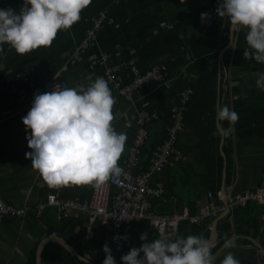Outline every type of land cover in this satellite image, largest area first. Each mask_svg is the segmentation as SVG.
Listing matches in <instances>:
<instances>
[{
    "label": "crops",
    "instance_id": "crops-1",
    "mask_svg": "<svg viewBox=\"0 0 264 264\" xmlns=\"http://www.w3.org/2000/svg\"><path fill=\"white\" fill-rule=\"evenodd\" d=\"M23 4L24 0H11L7 8L19 11ZM217 7L218 0H91L80 13V20L71 28L58 31L50 46L20 55L9 45H4V56L0 59V198L26 210L21 218L0 224V264H29L34 251L37 254L40 243L50 235L62 237L68 242L66 237H78L79 231L60 229L62 220L58 216L55 226L51 221L52 214L45 217L37 214V206L45 201L53 187L42 179L32 167L31 160L26 157V153L31 151L26 139L30 130L26 133L22 117L30 107L18 102V87L25 86L21 80L16 81L17 86L8 83L5 78L8 70L43 83L58 77L67 83V87H75L77 84L87 86L89 81L86 77L89 76L93 81L96 77H103L108 83L106 67H90V60L102 55H106L114 64H121L119 78L123 84L131 80L133 65L143 71L154 64H166L170 80L165 84L150 82L142 93L135 95L134 102L121 98L108 83L115 98L113 126L117 132L126 133L127 137L119 164L129 155L139 111L145 110L154 115V121L149 127L150 135L163 142L167 138L169 126L165 124V114L176 103L178 92L197 84L203 71L217 72L216 108L227 105L239 117L234 124L215 120L218 132L222 125L225 133L223 150L226 146L224 171L227 199L261 184L264 180V140L253 124L259 120V124L264 126V89L256 84L257 74L264 73V63L255 61L251 54L244 57V51L248 48L246 29L241 26L233 29L228 17L216 15ZM101 13L105 14V20L97 33L95 46L76 56L92 26L91 18ZM201 13H208V17L202 20ZM197 124L193 121L192 125ZM180 136L187 147L186 152L182 151L186 157L182 165L193 163L197 159V150L191 147L201 140L192 127H184ZM227 162L231 163L229 169ZM175 167L166 169L156 179L173 187L178 196L167 194L163 203L168 204L173 213H178L181 202L183 209L189 208V201L201 193V173L197 166L184 173ZM72 186L74 190L77 187ZM83 187L80 185L78 188L84 190L81 192L84 196L85 190H92L91 185ZM207 194L203 193L196 201V214L207 204ZM239 210L236 217L231 214L232 211L227 215L223 212L218 217L193 224H202L204 231L201 236H209L210 239L212 227L217 222L218 239L212 249L222 238L228 237L213 255V264H221L229 253L236 259L249 260L259 256V262L264 264V200L249 203ZM67 216L72 217L71 214ZM63 217L66 216L61 219ZM81 218L85 221V234L92 237L96 221L84 216ZM143 223L139 222V226L131 233L133 237L130 238L135 243H144L140 240V233H146L149 241L161 237L171 240L184 236V232L177 231L170 236L157 237L151 232L156 231L149 223ZM73 225L70 224V227ZM53 243L58 244H48ZM48 244L44 246L43 252Z\"/></svg>",
    "mask_w": 264,
    "mask_h": 264
},
{
    "label": "clouds",
    "instance_id": "clouds-1",
    "mask_svg": "<svg viewBox=\"0 0 264 264\" xmlns=\"http://www.w3.org/2000/svg\"><path fill=\"white\" fill-rule=\"evenodd\" d=\"M91 0H24L19 11L0 8V59L4 45L24 55L40 47L50 46L58 31L71 28ZM216 15L228 17L235 29H246L248 48L255 61L264 63V0H218ZM208 13H201V19ZM251 50V52H250ZM256 84L264 89V73H258ZM89 81L75 87H55L50 92L34 94L30 110L22 117L27 146L26 157L51 187L91 185L102 187L118 179L123 169L118 161L126 143V133L113 126L115 98L103 77H86ZM238 113L217 106L216 119L234 124ZM222 203V202H221ZM115 239H128L114 237ZM144 241L120 257V264H213L212 242L201 235L175 239L155 238ZM103 264H116L106 242ZM82 264H88L83 256ZM221 264H240L229 253Z\"/></svg>",
    "mask_w": 264,
    "mask_h": 264
},
{
    "label": "built area",
    "instance_id": "built-area-1",
    "mask_svg": "<svg viewBox=\"0 0 264 264\" xmlns=\"http://www.w3.org/2000/svg\"><path fill=\"white\" fill-rule=\"evenodd\" d=\"M11 0H0V8H7ZM105 14L101 13L97 17L91 18L92 26L87 31L86 39L76 56L85 53L90 47L95 46L97 33L103 27ZM99 65L106 67L105 75L112 89L123 99L134 102L135 95L142 93L150 82L165 84L170 80L168 66L166 64H154L146 71H142L137 66L131 67L132 78L127 84H123L119 78L121 64H114L106 55L90 60V67ZM8 83L17 86L16 81L21 80L25 88L17 91V100L25 107H31L34 94L39 91L50 92L55 87L58 89L67 87V83L58 77L43 83L36 82L26 75L16 74L11 70L5 72ZM194 91L190 87L182 88L177 94V101L170 109L171 124L167 128V138L160 144L150 160L146 171L137 173L136 169L140 164L142 147L148 138L147 126L154 119V115L148 111L141 110L137 114L134 140L129 151V155L122 164L121 176L115 181L109 180L102 187H93L89 199L80 197H63L64 186L53 187L48 193L44 202L37 206L39 216L48 208H55L58 218L62 216L74 215L84 216L93 221H97L101 226H107L112 238V243L121 244L124 239H113L114 237L126 236L134 223L147 221L152 229L161 236L175 234L182 223L188 221L191 224H198L201 221L218 217L225 210L224 205L215 199L212 192L207 194V204L200 213L190 215L189 208H184L182 213L154 214L152 202L162 199L165 195V184L161 179H156L166 169L175 167L186 161L182 150L177 146L181 131L185 127V113ZM84 187L86 185H83ZM115 190V192L113 191ZM264 200V180L255 189L245 190L241 194L228 200L230 211L244 208L251 202ZM26 209L17 208L6 203L0 198V224L6 220L21 218L25 215Z\"/></svg>",
    "mask_w": 264,
    "mask_h": 264
},
{
    "label": "trees",
    "instance_id": "trees-1",
    "mask_svg": "<svg viewBox=\"0 0 264 264\" xmlns=\"http://www.w3.org/2000/svg\"><path fill=\"white\" fill-rule=\"evenodd\" d=\"M146 71V70H143ZM132 74V73H131ZM202 77L200 81L197 84H194L190 86V88L193 89L194 95L192 96L191 103L188 105V110L185 113V127H192L193 132L196 133V136L198 139L200 138V143L196 144L195 146L191 148H195L197 150V159L193 163H188L186 165H182L181 163L179 166L175 167L178 168L180 172L184 173V171H188L189 168H194L197 166L199 168V188L201 189V193L197 194L196 198L192 201H189V211L190 215H195L197 213L196 211V201L199 200L203 193L212 192L215 199L219 202V192L222 187V180H223V171H224V159L221 156L220 152V140L221 135L218 132L215 124L216 120V102H217V91H218V85H217V72H211L209 70H206L205 72H202ZM25 86V84H24ZM172 107V106H171ZM170 107V109H171ZM170 109L165 114V118L167 119L166 123L167 125L171 124L170 120ZM154 119L152 120V122ZM193 121H196L197 125H192ZM152 122L147 126L148 130V138L145 141L144 146L141 150L140 155V164L136 169L137 173L144 172L148 169L150 160L153 157V153L156 151L157 147L162 144L163 142H160L155 138L153 135H150L149 127L152 124ZM226 124V121H224ZM256 122V123H255ZM254 127L259 132V136L264 140V126H261L259 123V120H255ZM137 126V124H136ZM207 127V128H206ZM136 132V131H135ZM135 136V135H134ZM134 140V138H133ZM177 146L180 150L186 152V146L183 144L182 136H179V140L177 143ZM224 151L227 154V148L224 146ZM231 167V163L227 162V169ZM168 170V169H167ZM190 177V176H188ZM229 178V176H228ZM227 178V183L228 179ZM187 182V181H186ZM80 185L74 186L67 185L64 186L63 190V197L65 198H75L80 197L81 199H87L90 198L93 190L88 189L85 190V196L81 194L82 188L79 189ZM85 188V187H83ZM53 190V189H52ZM171 195V196H178L175 191L173 190V187L170 184H165V195ZM164 195V197H165ZM163 197V198H164ZM162 200H155L152 204L151 211L156 215H162L166 213H173V210L171 207H168V204L163 203ZM252 203V202H251ZM239 209H233L231 214L235 217L239 215ZM48 214H52V222L53 225L56 226L57 224V216L58 212L55 208H48L44 213L43 216H47ZM82 216H79L78 218L72 215V217L66 216L60 219L62 222L60 224V229H66L69 230H77V236L78 237H66L68 239V242L72 247H74L82 256H86L89 258L93 263L95 264H103V260L105 259V254L102 251L103 245L107 242L111 251L112 255L114 256L116 260V264H120V257L124 254H126L131 248L136 247L139 248L142 244V242L135 243L134 239H131V233L134 231L137 226H139V223H134L131 227V230L126 235L128 239H124L121 244H114L112 243L111 233L107 226H101L99 222L94 223V230H92V237L85 234V221L81 218ZM70 224H74L72 227H70ZM143 224H147V221H144ZM96 227V229H95ZM178 231L184 232V236L186 237L188 235H201L204 231V226L201 225H193L190 224V222L186 221L182 223L181 227ZM60 232V231H58ZM155 234V236L160 237L161 235L156 231H151ZM61 233V232H60ZM195 233V234H194ZM76 235L75 233H73ZM142 233L139 234V236ZM160 235V236H159ZM206 235V234H205ZM165 238V237H161ZM209 239L208 237H205ZM228 237H224L221 239V241L212 249V255L216 254L218 250L221 248V246L224 244L225 240ZM44 262L43 264H82V261L79 260L77 257L71 256L70 253H68L63 247H61L58 244H48L44 249ZM259 256L254 257L253 259H244V258H237L240 261V264H261L259 259L257 258ZM29 264H36V250L34 251L31 260Z\"/></svg>",
    "mask_w": 264,
    "mask_h": 264
},
{
    "label": "water",
    "instance_id": "water-1",
    "mask_svg": "<svg viewBox=\"0 0 264 264\" xmlns=\"http://www.w3.org/2000/svg\"><path fill=\"white\" fill-rule=\"evenodd\" d=\"M219 130L220 133L222 135V140H221V156L224 159V162L226 164V154L223 150V144L225 142L224 138H225V133H224V129L221 126H219ZM225 186H226V173L225 171L223 172V180H222V187L221 190L219 192V199L222 202V204L225 207V215L229 214L230 209L228 206V199H227V195H226V191H225ZM180 209L178 211V213H182L183 210V203L181 202L179 205ZM218 239V231H217V222L213 225L212 227V233H211V237H210V241L212 242L213 246L216 243V240ZM51 242H55L58 243L61 247H63L68 253L71 254V256L73 257H77L78 259L82 256L79 254V252L72 247L64 238L59 237V236H55V235H50L49 237H47L46 239H44L40 245L38 246L37 249V254H36V264H42L43 261V248L46 244L51 243ZM84 257V256H83ZM85 260L88 261V264H94L92 263L90 260H88L87 258L84 257ZM80 260V259H79Z\"/></svg>",
    "mask_w": 264,
    "mask_h": 264
}]
</instances>
